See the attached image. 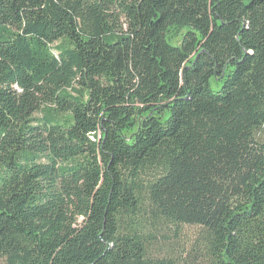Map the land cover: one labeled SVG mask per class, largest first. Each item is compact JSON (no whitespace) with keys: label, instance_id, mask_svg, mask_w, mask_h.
I'll return each instance as SVG.
<instances>
[{"label":"trees","instance_id":"16d2710c","mask_svg":"<svg viewBox=\"0 0 264 264\" xmlns=\"http://www.w3.org/2000/svg\"><path fill=\"white\" fill-rule=\"evenodd\" d=\"M0 260L264 264V0H0Z\"/></svg>","mask_w":264,"mask_h":264},{"label":"rangeland","instance_id":"374dc122","mask_svg":"<svg viewBox=\"0 0 264 264\" xmlns=\"http://www.w3.org/2000/svg\"><path fill=\"white\" fill-rule=\"evenodd\" d=\"M212 89L218 91L220 86L213 82ZM197 232L198 231L195 228H184L182 233H180V236L176 234L175 231L166 233L162 232L157 236V241L151 249L152 253L157 258L167 259L179 258L185 251L190 253L195 246ZM0 264H5V262L0 260Z\"/></svg>","mask_w":264,"mask_h":264}]
</instances>
